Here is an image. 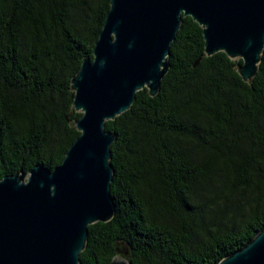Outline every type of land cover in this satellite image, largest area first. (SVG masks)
Instances as JSON below:
<instances>
[{
    "label": "trees",
    "instance_id": "1",
    "mask_svg": "<svg viewBox=\"0 0 264 264\" xmlns=\"http://www.w3.org/2000/svg\"><path fill=\"white\" fill-rule=\"evenodd\" d=\"M109 5L0 0V178L52 170L79 135L71 79ZM167 59L158 92L105 121L115 211L88 225L82 264H215L264 228V46L245 81L182 16Z\"/></svg>",
    "mask_w": 264,
    "mask_h": 264
},
{
    "label": "water",
    "instance_id": "2",
    "mask_svg": "<svg viewBox=\"0 0 264 264\" xmlns=\"http://www.w3.org/2000/svg\"><path fill=\"white\" fill-rule=\"evenodd\" d=\"M182 16L202 27L206 55L223 51L242 60L243 80L255 75L264 0H110L92 58L85 56L71 79L79 135L52 170L36 164L0 178V264H82L88 225L109 221L115 211V133L105 121L127 110L137 90L158 92ZM122 258L107 264H130ZM215 264H264V228Z\"/></svg>",
    "mask_w": 264,
    "mask_h": 264
},
{
    "label": "rangeland",
    "instance_id": "3",
    "mask_svg": "<svg viewBox=\"0 0 264 264\" xmlns=\"http://www.w3.org/2000/svg\"><path fill=\"white\" fill-rule=\"evenodd\" d=\"M236 59H237V58H236ZM118 257H121V256H120V255H118ZM122 259H123V260H125V261L127 260V259H126V258H124V257H123Z\"/></svg>",
    "mask_w": 264,
    "mask_h": 264
}]
</instances>
